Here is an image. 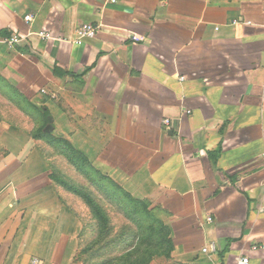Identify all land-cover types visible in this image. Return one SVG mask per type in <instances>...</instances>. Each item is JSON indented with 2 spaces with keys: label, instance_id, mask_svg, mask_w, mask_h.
<instances>
[{
  "label": "crops",
  "instance_id": "obj_1",
  "mask_svg": "<svg viewBox=\"0 0 264 264\" xmlns=\"http://www.w3.org/2000/svg\"><path fill=\"white\" fill-rule=\"evenodd\" d=\"M42 129L162 207L176 260L264 264V0H0V264H81Z\"/></svg>",
  "mask_w": 264,
  "mask_h": 264
},
{
  "label": "rangeland",
  "instance_id": "obj_2",
  "mask_svg": "<svg viewBox=\"0 0 264 264\" xmlns=\"http://www.w3.org/2000/svg\"><path fill=\"white\" fill-rule=\"evenodd\" d=\"M44 147L52 170V179L80 214L83 228L80 234V262L83 264H184L168 255L158 253L161 247L146 243L140 238L136 224L128 214L146 216V213L161 212L148 199L133 196L119 182L93 167L92 163L80 160L69 147L55 137L46 139ZM132 197V198H131ZM97 215V216H96ZM96 217L109 219L111 234L105 236L96 230ZM150 226L149 218L143 217ZM137 228V229H136ZM144 237L155 236L146 229ZM111 236V237H110ZM156 238V236H155ZM155 238L153 240H155ZM157 252V253H156ZM81 263V264H82Z\"/></svg>",
  "mask_w": 264,
  "mask_h": 264
},
{
  "label": "trees",
  "instance_id": "obj_3",
  "mask_svg": "<svg viewBox=\"0 0 264 264\" xmlns=\"http://www.w3.org/2000/svg\"><path fill=\"white\" fill-rule=\"evenodd\" d=\"M38 137H46V139H49L51 137H55L50 133H46L44 132V130L42 129L38 134ZM58 141L65 143L71 152H74V154H76L77 156H80V160L82 161H87L88 163L89 160L88 158H86L84 155H82L80 153V151H78L77 149H75V147L68 141L63 140L61 138L55 137ZM132 198V197H131ZM161 212H153V213H146V216H140V215H136V214H128V216L130 217V220L132 223L136 224L137 228H140L138 231H141V233L139 234L140 238H146L147 241L146 243H153L155 245H158L161 247L160 251L158 250V253L160 252L161 254H164V247L165 245H167L168 247V251L167 254L171 255L173 250H174V242L171 238V232L167 226V224L164 222L163 218L166 216V211L161 207L160 208ZM97 216V215H96ZM143 217L149 218V220L152 222V224L150 226H147L144 223ZM99 217H96V230L100 233H102L104 235V237L107 235L109 236L111 234L110 232V227L107 226L108 222L110 221L109 219L102 217L101 220H99ZM145 226L147 227L146 229H150L151 233L153 235L156 236H152V237H144L143 235H145V232H143L145 229ZM136 228V229H137ZM111 237V236H110ZM155 238V240H153ZM157 253V252H156ZM82 263V262H80ZM83 264V263H82Z\"/></svg>",
  "mask_w": 264,
  "mask_h": 264
},
{
  "label": "built area",
  "instance_id": "obj_4",
  "mask_svg": "<svg viewBox=\"0 0 264 264\" xmlns=\"http://www.w3.org/2000/svg\"><path fill=\"white\" fill-rule=\"evenodd\" d=\"M120 0H109L110 3L115 4L117 2H119ZM34 19V17L32 15H26L25 20L26 21H32ZM100 27L98 25H94L92 23H84L82 25H80L77 29V39L75 41V43L82 45L84 44L86 39H90V38H94L97 36L98 31H99ZM40 35H42L43 37H49L50 35L45 33V32H41ZM21 41V39L14 35L12 37H10L9 39H7V43L10 46H14L16 44H19ZM43 92H46L45 90H42ZM164 124L170 128L172 125V120L171 119H164ZM209 220H211V218H209ZM262 248H264V245L262 246ZM218 245L215 242H211L209 244H207L206 246L203 247L202 251L203 253H206L208 255H213L216 254L218 252ZM239 264H251V258L249 255H242L239 259Z\"/></svg>",
  "mask_w": 264,
  "mask_h": 264
}]
</instances>
